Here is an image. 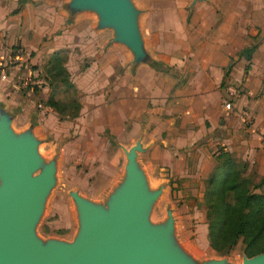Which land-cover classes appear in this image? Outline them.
<instances>
[{
	"label": "crops",
	"instance_id": "1",
	"mask_svg": "<svg viewBox=\"0 0 264 264\" xmlns=\"http://www.w3.org/2000/svg\"><path fill=\"white\" fill-rule=\"evenodd\" d=\"M16 1L0 0V63H8L6 84L0 87V105L11 114L14 130L12 122L20 113L21 116L17 117L21 121L17 125L18 130L31 124L33 134L38 137L34 121L42 117L43 109L37 108L36 96H42L45 87L38 84L40 89H33V85L20 88L18 78L28 77L37 84V70L44 59L46 62L54 50H59L61 54L60 50L67 48L65 55L61 54L62 63L71 74L78 70L80 73L79 77L73 75L72 82L82 90L81 97H94V100L83 97L82 102L102 104L87 111L100 112V116L97 114L100 120L107 121L118 138H129L132 132L127 126L129 121L135 123L141 117L137 112L141 110L136 104L151 102V98L157 101L153 91L167 95L173 85L170 73L177 71L182 84L176 90L183 93L185 104L190 103L177 110L180 123L174 127L177 134L171 138L173 145L161 151L176 160L174 167L171 163L174 172L179 176L206 175L215 163V155L224 150L237 160H248L250 166L254 165L256 173H264V40L253 43L249 57L238 54L242 47L249 45L233 47L222 40L209 39L196 43L187 56L155 53L151 49L154 48V41L150 40L149 46L143 41L150 58L169 65L167 70H161L144 61L132 62L128 48L112 40L111 31L107 34L105 29L96 27V19L90 11L70 13L61 6V2L56 4L45 0L48 15L36 19L32 14V0H24L20 8L8 14V9L15 6ZM66 18L70 21L67 24ZM35 22L41 23L42 30L33 28ZM42 37L46 39L41 41ZM17 45L22 50L19 56L12 51ZM122 46L128 50V55L121 50ZM84 58L88 59V64L80 70L79 63ZM246 64L248 68L244 69ZM228 83L240 84L242 89L230 109L222 104L224 86ZM44 95L47 98L48 93ZM44 103L42 107L48 105ZM240 107L252 113L251 123L243 122L238 114ZM17 108L19 111L14 113ZM169 112L166 106L160 118L152 121V127L167 128ZM90 113L87 119L92 118ZM143 132L134 138L145 145L142 152L156 142L155 139L149 141L152 132ZM149 134L151 136L147 137Z\"/></svg>",
	"mask_w": 264,
	"mask_h": 264
},
{
	"label": "rangeland",
	"instance_id": "2",
	"mask_svg": "<svg viewBox=\"0 0 264 264\" xmlns=\"http://www.w3.org/2000/svg\"><path fill=\"white\" fill-rule=\"evenodd\" d=\"M66 1L52 0L56 4L61 2V6L68 10ZM130 1L139 10L137 20L142 39L146 46L150 45V40L154 41V48H150L155 53L187 56L196 43L209 39L222 40L233 47L256 44L264 40V0ZM24 2L17 0L15 6L8 9V14H12L14 9L20 8ZM44 2L45 0H32L34 18L48 15ZM90 12L96 19L95 13ZM68 21L66 18V24ZM33 28L40 31L42 25L35 22ZM99 28L105 29L107 34L111 31L108 27ZM45 39L42 37L41 41ZM66 49H61V54L65 55ZM121 50L128 55V50L123 46ZM45 59L41 68L37 70L36 78L39 81L33 85L35 89L41 88L38 84L45 85L41 92L42 96H36L37 108L43 109L42 117L34 123L39 138L38 154L44 161L54 158V180L45 195L41 214L35 223V234L42 240L48 237L71 240L78 227V215L70 191L74 190L87 199L105 205L113 187L123 176L125 163L123 147L127 149L138 140L134 139L135 135L146 130L152 132L149 141L155 139L156 142L147 151H137V161L145 173L149 187H161L159 194L148 207L147 219L150 222L163 221L167 216L166 210L169 209L173 216L171 238L179 249L198 262L210 258H223L229 263L237 264L245 255L240 240L225 253H219L208 245L205 206L202 202L204 179L208 173L197 177L179 176L171 165L172 163L174 167L176 160L170 154L161 152L173 145L171 138L177 134L174 127L180 123V118L176 116L177 110L190 103L185 104L183 93L176 90L177 86L182 84L177 71L170 73L173 85L167 95L153 91L157 101L151 98V102L140 101L136 104L137 109L141 110H137L138 116L141 117L135 120V123L129 121L133 126L127 125L132 130L129 138L128 136L118 138L112 133L107 121L100 120V112L87 111L88 108H97L102 104L92 102L89 105L82 102L83 97L93 98L92 100L94 97L84 95L81 97L82 90L74 82L69 86L63 74L59 73L60 75L52 82L55 85L53 96L59 101L57 109L49 105L42 107L46 100L44 94L52 89L48 84ZM87 60L84 58L80 61V70L88 64ZM246 68L248 64L244 66V69ZM74 74L78 76L79 70ZM74 74L68 72L67 79L72 81ZM5 80L0 79V87L6 84ZM160 96H163V108ZM73 99L77 102V107L73 105ZM166 106L170 111L168 127L154 129L152 121L160 118L161 111H164ZM15 110L14 113L19 111L18 108ZM88 113L92 118L87 119ZM16 115L21 116L20 113ZM17 117L12 122L16 130L17 125L21 124ZM111 123L113 124V120ZM86 125L91 127L88 128ZM150 136L151 134L147 137ZM246 167L248 172L253 173V179L257 180L260 174L256 173L254 165L250 166L246 160ZM38 170L39 168L34 173ZM254 190H264V184Z\"/></svg>",
	"mask_w": 264,
	"mask_h": 264
},
{
	"label": "water",
	"instance_id": "3",
	"mask_svg": "<svg viewBox=\"0 0 264 264\" xmlns=\"http://www.w3.org/2000/svg\"><path fill=\"white\" fill-rule=\"evenodd\" d=\"M65 5L70 13L93 11L96 27L111 28V39L128 48L132 62H147L139 10L130 0H67ZM11 118L0 105V264H232L223 258L198 262L179 249L171 238L169 209L163 221L147 219L161 187L148 185L137 161V151L144 149L139 139L123 147V176L105 205L70 191L78 215L72 239L42 240L34 226L54 180V158L44 161L38 154L31 124L16 131ZM237 264H264V251L243 255Z\"/></svg>",
	"mask_w": 264,
	"mask_h": 264
},
{
	"label": "trees",
	"instance_id": "4",
	"mask_svg": "<svg viewBox=\"0 0 264 264\" xmlns=\"http://www.w3.org/2000/svg\"><path fill=\"white\" fill-rule=\"evenodd\" d=\"M253 47L254 44L244 46L238 54L249 57ZM147 63L156 69L169 68V65L150 56ZM45 65L48 84L52 87L45 102L57 109L59 101L53 96V80L63 74L69 86L72 81L67 79L68 71L59 50L50 53ZM73 105L78 106L75 99ZM263 184L264 173L254 180L253 173L247 170L246 160H237L224 150L215 155V164L204 179L202 191L207 241L212 249L225 253L240 240L246 256L264 251V190H254Z\"/></svg>",
	"mask_w": 264,
	"mask_h": 264
},
{
	"label": "built area",
	"instance_id": "5",
	"mask_svg": "<svg viewBox=\"0 0 264 264\" xmlns=\"http://www.w3.org/2000/svg\"><path fill=\"white\" fill-rule=\"evenodd\" d=\"M16 56H19L22 52L20 47H14L13 50ZM8 75V64H0V79H6ZM35 81L28 77H19L17 84L20 88H25L28 85H34ZM225 95L222 100L223 107L230 109L233 107L234 99L241 92L240 84L228 83L224 86ZM238 114L241 116L245 124H249L252 121V113L245 107H240Z\"/></svg>",
	"mask_w": 264,
	"mask_h": 264
}]
</instances>
